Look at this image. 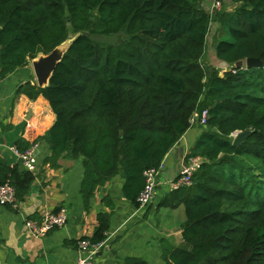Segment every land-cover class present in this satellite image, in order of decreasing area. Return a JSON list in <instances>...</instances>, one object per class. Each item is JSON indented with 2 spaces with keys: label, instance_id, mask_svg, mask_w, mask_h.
<instances>
[{
  "label": "trees",
  "instance_id": "1",
  "mask_svg": "<svg viewBox=\"0 0 264 264\" xmlns=\"http://www.w3.org/2000/svg\"><path fill=\"white\" fill-rule=\"evenodd\" d=\"M204 1L0 0L1 78L75 34L48 85L30 92L49 101L55 123L16 149L45 140L53 167L65 152L83 156L86 207L117 175L125 179V196L138 203L145 170L160 167L198 124L204 130L186 160L204 162L192 185L162 201L184 206L183 242L166 245L163 257L169 264H264V67L234 66L249 57L264 61V0H230L232 10L223 3L214 14ZM215 21L219 34L230 36L214 34L217 58L232 65L223 72L203 60ZM93 35L125 37L104 45ZM205 110V125L193 121ZM247 130L234 145L233 133ZM36 177L0 157V185H14L18 201ZM110 216L98 213L91 242L107 238Z\"/></svg>",
  "mask_w": 264,
  "mask_h": 264
},
{
  "label": "crops",
  "instance_id": "2",
  "mask_svg": "<svg viewBox=\"0 0 264 264\" xmlns=\"http://www.w3.org/2000/svg\"><path fill=\"white\" fill-rule=\"evenodd\" d=\"M214 0H205L203 6L210 11ZM232 10L230 0L224 7ZM219 26H211L214 34ZM214 41V40H213ZM212 62L220 70H229L232 65L219 60L215 52ZM47 55L40 53L29 64L17 68L0 78V157L11 166L25 170L16 150L17 143L24 139L34 142L43 136L55 123L56 116L49 101L43 95L32 97L47 83L40 85L35 72V63ZM218 62V63H217ZM204 128L192 126L167 154L155 197L146 206L128 199L123 191L125 179L113 177L100 187L86 207L81 193L85 176L84 157H67L64 154L53 167L45 160L51 154L48 143H36L38 171L31 190L18 208L0 206V264H78L88 253L78 248V241L94 235L98 226V213L109 212L110 226L105 245L92 260L93 264H126L128 258H139L147 264H169L163 257L165 246L178 247L183 242V224L186 213L183 205L164 206L162 201L172 191L163 183L178 175L190 148L201 136ZM66 153V152H65ZM27 170V169H26ZM112 203L107 205L105 198ZM61 206L67 209L68 221L56 227L46 236H36L27 227V220H41L47 211Z\"/></svg>",
  "mask_w": 264,
  "mask_h": 264
},
{
  "label": "built area",
  "instance_id": "3",
  "mask_svg": "<svg viewBox=\"0 0 264 264\" xmlns=\"http://www.w3.org/2000/svg\"><path fill=\"white\" fill-rule=\"evenodd\" d=\"M225 0H214L210 13L214 14L220 10ZM231 69V68H230ZM229 69V70H230ZM234 73L236 70H232ZM1 78V76H0ZM208 119V111H203L201 118L196 117L193 121H199L200 124L205 125ZM17 150V149H16ZM19 156L25 168L33 173L38 171V156L36 154V145L31 146L25 152L20 153ZM204 159L200 156H191L182 166L179 174L172 179L166 180L163 183L170 187V190H179L184 186L193 184V177L195 173L201 168ZM163 169V162L158 168H149L145 170V185L141 190L137 202L140 206H146L152 202L155 197L156 189L159 182V176ZM18 200L16 197V188L10 182L0 185V206H12L18 208ZM68 221L67 209L63 206L54 211H47L43 214L41 220H27V227L36 236H46L50 231L56 227L63 226ZM107 239V238H106ZM106 239L100 242H91L88 238H82L78 242V248L82 252L88 253L87 258H80L78 264H93L94 256L105 245Z\"/></svg>",
  "mask_w": 264,
  "mask_h": 264
},
{
  "label": "water",
  "instance_id": "4",
  "mask_svg": "<svg viewBox=\"0 0 264 264\" xmlns=\"http://www.w3.org/2000/svg\"><path fill=\"white\" fill-rule=\"evenodd\" d=\"M74 39V38H73ZM73 39L70 41V43L68 45H65L66 41L61 44L60 46H58L57 48H55L51 53L49 54H45L47 55L44 58H41L37 63H35V72H36V76L38 79V82L40 85H43L44 83H49V80L54 72V70L57 67L58 62L61 61L64 53L68 50V48L70 47ZM235 67L236 68H263L264 67V61L261 60L258 57H249L245 60H239L235 63ZM239 133L233 140V144L234 145H240L244 139H246L249 134L251 133L250 130L247 131H236L233 133L237 134ZM67 154V153H64ZM185 164V163H184ZM180 172V170H179ZM179 174V173H178Z\"/></svg>",
  "mask_w": 264,
  "mask_h": 264
},
{
  "label": "rangeland",
  "instance_id": "5",
  "mask_svg": "<svg viewBox=\"0 0 264 264\" xmlns=\"http://www.w3.org/2000/svg\"><path fill=\"white\" fill-rule=\"evenodd\" d=\"M219 28H220V26L217 27L218 34H219ZM213 30H214V29L211 28L210 33L208 34V39H207V55H206V60H205V61L210 60L211 62H212V60H213V56H214V54H213V52H214V47H213V46H214V41H213V40H214V39H213V35H212ZM74 37H75V34L72 33V34L70 35V38L66 41L64 47H65L66 45H68V44L70 43V41H71ZM92 37H93V39H94L95 41L99 42L100 44L108 45V44H110V43H118V42L120 41V38H123V37H125V36L122 35V36L120 37L119 35H113V36L93 35ZM218 37H222V38H224V39H227V38H229L230 36L227 35L226 33H223V34H219ZM217 63H218V62H217ZM234 66H235V65H234ZM194 127L202 128V126H200V125H198V124H196ZM238 134H239V133L234 134V135H233V139H234Z\"/></svg>",
  "mask_w": 264,
  "mask_h": 264
}]
</instances>
